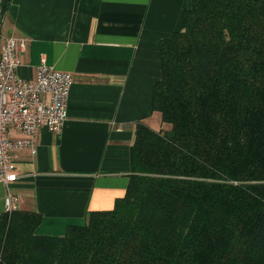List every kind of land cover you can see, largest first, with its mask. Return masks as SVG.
<instances>
[{"label": "trees", "instance_id": "obj_1", "mask_svg": "<svg viewBox=\"0 0 264 264\" xmlns=\"http://www.w3.org/2000/svg\"><path fill=\"white\" fill-rule=\"evenodd\" d=\"M159 50L126 195L64 235L1 213L0 264H264V0H192Z\"/></svg>", "mask_w": 264, "mask_h": 264}, {"label": "crops", "instance_id": "obj_2", "mask_svg": "<svg viewBox=\"0 0 264 264\" xmlns=\"http://www.w3.org/2000/svg\"><path fill=\"white\" fill-rule=\"evenodd\" d=\"M8 7L3 11V5ZM192 0H0V49L10 35L27 37L18 73L33 78L45 59L74 76L61 134L42 127L37 152L16 153L11 190L17 209L37 211L36 232L64 235L87 212L108 210L126 195L132 145L143 122L167 126L153 110L162 78L159 43L183 29ZM8 189L0 181V214Z\"/></svg>", "mask_w": 264, "mask_h": 264}, {"label": "built area", "instance_id": "obj_3", "mask_svg": "<svg viewBox=\"0 0 264 264\" xmlns=\"http://www.w3.org/2000/svg\"><path fill=\"white\" fill-rule=\"evenodd\" d=\"M28 44L27 37L10 35L0 49V181L8 189L7 212L17 209L19 201L11 190L18 178L16 153L25 148L36 153L42 127L62 133L74 83L72 73L57 70L45 59L35 77H21L18 69Z\"/></svg>", "mask_w": 264, "mask_h": 264}]
</instances>
